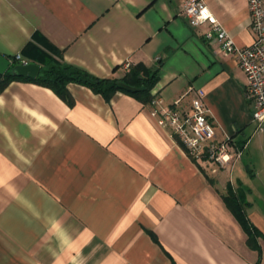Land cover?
<instances>
[{"label":"crops","instance_id":"obj_1","mask_svg":"<svg viewBox=\"0 0 264 264\" xmlns=\"http://www.w3.org/2000/svg\"><path fill=\"white\" fill-rule=\"evenodd\" d=\"M203 1L238 47L252 43L247 0ZM184 2L0 0L10 60L41 68L60 57L99 79L159 69L148 104L76 84L71 106L25 81L0 91V264H264V126L244 73L188 24ZM198 89L216 137L242 148L216 174L152 114L187 113ZM229 192L258 232L250 240Z\"/></svg>","mask_w":264,"mask_h":264},{"label":"built area","instance_id":"obj_2","mask_svg":"<svg viewBox=\"0 0 264 264\" xmlns=\"http://www.w3.org/2000/svg\"><path fill=\"white\" fill-rule=\"evenodd\" d=\"M250 29L253 41L249 46L238 47L203 0H185L182 16L191 27H206L204 37L215 40L218 51L231 55L237 67L244 73L246 98L253 107L252 119L264 126V0H247ZM13 60L27 63L19 55ZM11 60V61H13ZM205 94L198 89L191 99L190 110L182 113L176 109L153 110L158 124L169 130L193 160L205 162L212 174L231 169L242 155V148L230 137L218 139L210 112L204 104ZM153 99L152 104H157Z\"/></svg>","mask_w":264,"mask_h":264},{"label":"trees","instance_id":"obj_3","mask_svg":"<svg viewBox=\"0 0 264 264\" xmlns=\"http://www.w3.org/2000/svg\"><path fill=\"white\" fill-rule=\"evenodd\" d=\"M158 72V68H147L139 63L129 66L121 79H99L73 66L52 63L49 66L41 67L37 78L33 80L15 77L11 71L6 72L0 76V91L13 81H25L51 89L60 99L71 106L73 99L67 86L76 84L89 89L106 101H109L117 92H121L141 103L148 104L152 99L150 91L157 82ZM223 200L245 229L249 240L252 239L258 232L248 223L243 204L231 192L224 196Z\"/></svg>","mask_w":264,"mask_h":264},{"label":"water","instance_id":"obj_4","mask_svg":"<svg viewBox=\"0 0 264 264\" xmlns=\"http://www.w3.org/2000/svg\"><path fill=\"white\" fill-rule=\"evenodd\" d=\"M8 71L15 77L33 80L37 78L40 67L33 63L13 64L10 59L0 54V76Z\"/></svg>","mask_w":264,"mask_h":264},{"label":"rangeland","instance_id":"obj_5","mask_svg":"<svg viewBox=\"0 0 264 264\" xmlns=\"http://www.w3.org/2000/svg\"><path fill=\"white\" fill-rule=\"evenodd\" d=\"M57 57V56H56ZM55 59V61H54V63L57 65H64V66H66L67 64H65V63H63L62 61H61V58L59 57V58H54ZM49 64H52V63H49ZM68 66V65H67Z\"/></svg>","mask_w":264,"mask_h":264}]
</instances>
